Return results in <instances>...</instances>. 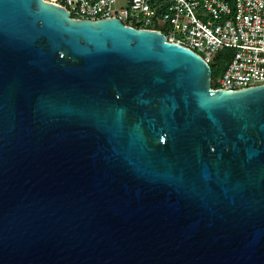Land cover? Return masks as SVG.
Listing matches in <instances>:
<instances>
[{
  "label": "water",
  "instance_id": "water-1",
  "mask_svg": "<svg viewBox=\"0 0 264 264\" xmlns=\"http://www.w3.org/2000/svg\"><path fill=\"white\" fill-rule=\"evenodd\" d=\"M210 80L160 31L0 0V264H264V84Z\"/></svg>",
  "mask_w": 264,
  "mask_h": 264
},
{
  "label": "built area",
  "instance_id": "built-area-1",
  "mask_svg": "<svg viewBox=\"0 0 264 264\" xmlns=\"http://www.w3.org/2000/svg\"><path fill=\"white\" fill-rule=\"evenodd\" d=\"M72 18L115 17L135 28L157 30L196 52L209 66L218 52L230 58L218 89L264 84V0H46ZM211 81V80H210Z\"/></svg>",
  "mask_w": 264,
  "mask_h": 264
},
{
  "label": "trees",
  "instance_id": "trees-1",
  "mask_svg": "<svg viewBox=\"0 0 264 264\" xmlns=\"http://www.w3.org/2000/svg\"><path fill=\"white\" fill-rule=\"evenodd\" d=\"M228 1L230 2L231 6H232V0H228ZM230 51L231 50L228 49V48L222 49L220 52H218V54L216 56V60L218 61V65L216 66V68L214 67L213 63L210 65V69H211V87L212 88H215L217 86V78L221 75V73L223 72L226 64L229 61Z\"/></svg>",
  "mask_w": 264,
  "mask_h": 264
},
{
  "label": "rangeland",
  "instance_id": "rangeland-1",
  "mask_svg": "<svg viewBox=\"0 0 264 264\" xmlns=\"http://www.w3.org/2000/svg\"><path fill=\"white\" fill-rule=\"evenodd\" d=\"M213 64H214V67L216 68V66L218 65V61L215 60ZM219 75H220V74H219ZM219 75H218V76H219Z\"/></svg>",
  "mask_w": 264,
  "mask_h": 264
}]
</instances>
